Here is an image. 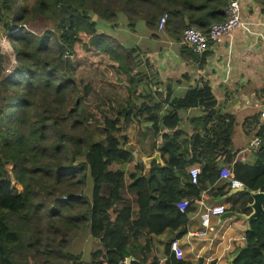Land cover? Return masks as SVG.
Instances as JSON below:
<instances>
[{
	"label": "trees",
	"instance_id": "16d2710c",
	"mask_svg": "<svg viewBox=\"0 0 264 264\" xmlns=\"http://www.w3.org/2000/svg\"><path fill=\"white\" fill-rule=\"evenodd\" d=\"M230 1L0 0V38L8 40L16 60L12 72L4 75L0 47V264H122L142 229L160 234L179 228L178 236L185 233V213L176 207L183 197L176 191L178 172L187 164L179 148L188 144L175 141L186 137L179 112L205 109L206 114L190 120L194 137H202L216 100L207 86H195L182 98H173L172 109L164 114L160 103H132L130 97L145 75L139 70V49L119 42L101 22L115 25L123 15L133 31L140 21L154 30L166 13L164 29L179 40L187 26L207 32L211 23L223 21ZM96 55L109 64L96 70L97 75L93 70L77 80L81 61L95 63L91 60ZM180 55L196 58L184 44ZM98 82L104 84L100 93L111 87L120 96L109 89L110 94L125 104H118L111 116L92 100ZM126 123L134 127L144 153L146 148L158 149L164 160L163 166L153 163L146 174L138 164L128 176L138 206L134 221L130 207H116L122 202V179L131 158L122 128ZM259 136L263 144L257 164L233 167L250 191L264 188L263 128ZM194 144L200 155L211 146L198 138ZM202 172L213 175L212 181L219 178L205 167ZM184 179L188 188L195 187L188 175ZM263 226V217L252 223L248 247L236 264H264V241L258 239ZM83 234L100 244L99 260L88 263L72 250L73 240ZM254 239L260 242L258 248ZM169 255L166 264H190Z\"/></svg>",
	"mask_w": 264,
	"mask_h": 264
},
{
	"label": "crops",
	"instance_id": "0c3cea01",
	"mask_svg": "<svg viewBox=\"0 0 264 264\" xmlns=\"http://www.w3.org/2000/svg\"><path fill=\"white\" fill-rule=\"evenodd\" d=\"M237 1L244 26L235 29L230 37L207 51L194 52L188 46L196 58L182 57L180 39L176 40L164 27L158 29L157 25L156 29L151 30L140 21L133 31L127 26L123 15L118 16L115 25L101 22L119 42L139 49V70L145 75L130 97L132 103L137 106L142 102L150 103V100L152 103H160L159 112L164 114L172 109L169 102L173 98H182L195 86H207L216 100L207 124V133H203L202 137H194L190 120L206 114L205 109L191 107L179 112L186 137L175 141H188V144H181L179 148L187 164L178 172L180 183L176 191L181 192L183 197L178 198L176 207L180 201L189 202L186 211L178 209L185 213V233L178 236L179 228H165L160 234L140 230L135 234L137 242L132 245L133 251L129 256L133 260L130 264L139 260L144 264H155L154 260L157 264H166L170 259L169 253H172L168 248L174 239L179 241L183 251V257L180 258L183 262L229 264L232 258L231 264H236L238 255L248 247L247 232L252 229V223L259 217L264 218L261 213L247 218L253 210L251 191L245 185L244 189L237 188L235 191L232 190L235 188L228 186L222 189L226 179L219 176L212 181L213 175L209 177L202 172L204 167L209 170V174H213L219 173L222 167L233 171L237 163L252 167L258 162L259 150H251L248 144L253 137L259 136L263 128L260 112L264 111V4L258 0ZM184 23L187 24V21L184 20ZM5 41L10 45L6 38ZM102 85V82H98V87L92 92L97 96L92 98L94 103L101 109H110L112 106L116 109L118 104L125 105L120 97L110 94L109 87H106L107 94L100 93ZM196 138L200 142L211 143L204 154H199L194 144ZM126 146L131 158L126 164L122 179V202L116 207H130L131 221H134L138 218V206L136 194L129 188L128 176L138 164L139 172L146 174L153 163L163 166L164 160L158 149L149 152L146 148L144 153L135 137H128ZM155 153H159L160 161L145 164L144 159ZM163 156L166 158L168 155ZM190 160L193 162L190 163ZM192 166L199 168L200 179L198 184H194V188H188L184 176L188 175ZM219 204L225 206V212L218 216L211 215L208 208ZM262 209L264 210V201ZM258 239L264 241V226L260 229ZM77 240L81 244L97 242L89 234H83ZM253 243L258 248L259 240L254 239ZM82 247L76 251L81 254L82 260L92 263L101 258L100 246L95 244L90 252H84ZM95 250L100 252L93 258L92 252ZM83 254L86 259L82 257ZM122 264H125V260Z\"/></svg>",
	"mask_w": 264,
	"mask_h": 264
},
{
	"label": "built area",
	"instance_id": "2783aa9c",
	"mask_svg": "<svg viewBox=\"0 0 264 264\" xmlns=\"http://www.w3.org/2000/svg\"><path fill=\"white\" fill-rule=\"evenodd\" d=\"M225 14V19L220 22L211 23L207 32H202L193 26L183 28L180 43L189 46L192 51L198 53L207 51L208 49L219 45L226 37H230L235 29L244 26L240 18V6L237 0L230 1L225 8ZM166 18L167 14H162L158 22V29H163ZM260 117L262 122L261 125L264 128V111L260 112ZM262 144V137L255 136L249 142L248 147L253 151H258ZM188 176L190 183L198 184L200 179L199 168L196 166L190 167ZM219 176L227 180L228 187L230 188H240L244 186L243 182L234 176L231 169L226 167L220 168ZM188 204V200H183L177 203V207L179 210L184 211ZM208 212L211 215H221L225 212V206L222 204L214 205L208 208ZM170 249L175 258L180 259L183 257V251L177 239L171 241Z\"/></svg>",
	"mask_w": 264,
	"mask_h": 264
},
{
	"label": "rangeland",
	"instance_id": "374dc122",
	"mask_svg": "<svg viewBox=\"0 0 264 264\" xmlns=\"http://www.w3.org/2000/svg\"><path fill=\"white\" fill-rule=\"evenodd\" d=\"M0 47H1V51L4 55V64H3V67H4V71H3V74L4 75H8L12 72L14 66L16 65V60L14 58V52L12 50V47L10 45H8L7 41H5V38L1 37L0 38ZM100 55H96L94 56L93 60L91 61H94L95 63H91L90 61H81V63L79 64V75H78V71H77V80H84V76L85 75H88L89 73L93 74V70L95 72V74L97 75L98 72L96 70H101L102 66H105V65H108V60L106 57H99ZM107 61V62H106ZM95 65H98L97 67L99 68H93ZM110 70H114L113 67H109ZM84 75V76H83ZM108 80L112 81L113 78H109ZM114 94H116L117 96H120L119 94H117L111 87L109 88ZM121 98V97H120ZM119 103V102H118ZM117 107V106H115ZM105 113H107L109 116L113 115L115 113V108L112 106L110 109H103ZM122 128L124 130V133L127 135V137H135V129L134 127L129 124V123H126L124 125H122ZM7 169L10 171L11 167L7 165ZM12 183L14 184V186L20 190L21 189V186L18 185L17 183L13 182ZM105 190V188H104ZM93 243V244H92ZM92 243H89V244H86V243H83L81 244L80 243V240L78 241L77 238L73 240L72 242V250H74V252L77 251V249H79L81 246H83L81 249L85 252H90V250H93V248H95V244L97 246H100V244L97 242H93ZM82 257L84 259H86V256L85 254L82 255Z\"/></svg>",
	"mask_w": 264,
	"mask_h": 264
},
{
	"label": "water",
	"instance_id": "95a60500",
	"mask_svg": "<svg viewBox=\"0 0 264 264\" xmlns=\"http://www.w3.org/2000/svg\"><path fill=\"white\" fill-rule=\"evenodd\" d=\"M160 161V156H159V153H155L153 156L151 157H148L146 159H144V163L145 164H148L149 162H152V161ZM240 189H244V186L240 187ZM232 190H237V188L235 189H232ZM250 196L252 198V204H251V207H252V214L249 215L247 218L250 219L254 216H256L257 214L261 213V214H264V210L262 209V202L264 201V189L261 190V191H254V192H250ZM232 257H234L232 255ZM232 259V258H231ZM231 259L229 260L231 264ZM132 257L128 256L126 259H125V264H130V262L132 261Z\"/></svg>",
	"mask_w": 264,
	"mask_h": 264
}]
</instances>
